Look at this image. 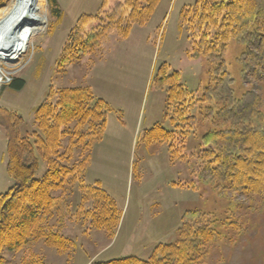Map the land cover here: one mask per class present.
<instances>
[{
	"label": "rangeland",
	"instance_id": "1",
	"mask_svg": "<svg viewBox=\"0 0 264 264\" xmlns=\"http://www.w3.org/2000/svg\"><path fill=\"white\" fill-rule=\"evenodd\" d=\"M195 1L161 0L145 26H135L126 38L112 33L94 52L58 70L72 28L83 14L97 13L103 0H56L62 17L51 33L57 18L47 1L44 30L28 40L17 60L0 59V107L22 116L25 131L36 129L38 106L63 89L90 88L113 109L102 141L76 157L90 156L83 182L94 186L99 181L114 204L107 214L108 229L86 219L82 211L88 205L81 207L82 192L76 188L69 201L70 216L51 224L75 247L61 252L36 243L32 253L7 254L8 264H23L33 254L46 264L149 260L159 245L177 241L181 226L189 223L185 215L193 211L214 218L211 228L217 238L202 246L204 264H264V194L247 193L244 186L235 185L236 169L228 162L246 147L243 127L264 126V72L257 62L262 55L260 38L248 34L216 60L193 56L180 16ZM9 2L0 5V13ZM175 73L177 83L190 94L185 106H191L194 123L180 121L177 113L167 110L168 87L158 76L163 80ZM19 79L25 87L16 91L10 84ZM156 126L160 129L154 130ZM173 132L176 135L165 137ZM211 132L223 136L211 138ZM213 143L223 162L218 174L214 154H209ZM12 185L6 133L0 126V194ZM96 204L100 220L103 204ZM227 218L230 223H223ZM201 225L196 220L190 227Z\"/></svg>",
	"mask_w": 264,
	"mask_h": 264
},
{
	"label": "trees",
	"instance_id": "2",
	"mask_svg": "<svg viewBox=\"0 0 264 264\" xmlns=\"http://www.w3.org/2000/svg\"><path fill=\"white\" fill-rule=\"evenodd\" d=\"M47 1L53 17L57 18L51 25V33L62 15L56 0ZM5 2L0 0V5ZM160 2L103 0L97 13L83 14L72 28L57 61V70L94 52L112 33L126 38L135 26H145ZM180 25L188 31L190 53L210 61L220 58L234 41L248 34L257 35L262 54L257 62L264 72V0H196L183 9ZM177 77V73L165 76L163 80L161 74L158 76V81L168 87L167 110L177 113L180 121L186 123L192 119L194 123L191 106H185L190 94L177 83ZM10 86L21 91L25 81L14 80ZM112 111V107L105 100L96 98L90 88L63 89L56 96L50 94L38 106L35 112L36 129L25 131L22 116L0 107V126L4 128L7 140V174L13 181L10 189L0 194V264H8L7 254L32 253L31 248L36 243L43 242L61 252L74 248L75 243L51 224L53 220L70 216V202L76 188L82 192L81 207L88 205V210L82 209L86 219L108 229L107 214L112 212L114 204L100 189L99 181L94 186L83 182L91 162L90 156L82 160H76V157H82L93 144L102 141L107 116ZM156 128L160 129V126L153 129ZM174 134L167 133L165 137ZM216 134L211 132L210 137ZM240 134L246 138V147L243 153L233 159L228 158L230 165L236 169L232 182L244 186L247 193L264 194V126L243 127ZM222 136L218 134L216 139ZM214 143L209 145V154H214L212 162L217 164L214 174H218L223 162ZM170 147V152L174 153L173 146ZM96 203L103 204L100 211L104 216L99 215L100 220L95 213ZM212 216L210 213L189 212L184 217V221L189 223L181 226L177 241L159 245L149 260L126 257L92 264H204L201 248L217 238L211 228L214 223ZM196 220L202 225L197 229L190 227L191 222ZM230 221L227 218L223 223ZM30 256L23 264H46L43 258L34 254Z\"/></svg>",
	"mask_w": 264,
	"mask_h": 264
},
{
	"label": "bare ground",
	"instance_id": "3",
	"mask_svg": "<svg viewBox=\"0 0 264 264\" xmlns=\"http://www.w3.org/2000/svg\"><path fill=\"white\" fill-rule=\"evenodd\" d=\"M46 0H10L0 13V59L13 62L24 53L29 39L48 21ZM1 88V82H0Z\"/></svg>",
	"mask_w": 264,
	"mask_h": 264
}]
</instances>
